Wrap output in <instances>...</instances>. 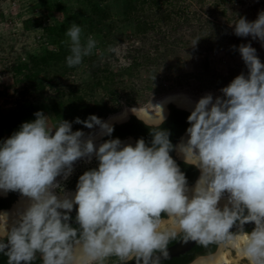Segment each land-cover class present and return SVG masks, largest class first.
<instances>
[{
	"label": "clouds",
	"instance_id": "obj_1",
	"mask_svg": "<svg viewBox=\"0 0 264 264\" xmlns=\"http://www.w3.org/2000/svg\"><path fill=\"white\" fill-rule=\"evenodd\" d=\"M81 34L75 23L66 31L68 67L96 47L91 36L82 42ZM234 34L264 46V11L253 21L240 17ZM236 50L247 76H236L220 89L222 96L208 93L195 103L186 142L173 145L160 129V105L161 124L148 125L150 146L142 138L135 146L116 138L97 148L72 123L107 136L113 126L90 115L52 129L42 111L0 142V192L29 201L11 221L0 212V253L7 264H32L38 256L42 264H104L113 256L119 264H160L180 234L184 243L235 248L248 264H264V63L250 43ZM130 111L137 116V107ZM172 151L200 171L194 187ZM93 156L98 166L79 177L75 194L57 193V177L67 179L76 161ZM74 207L78 228L69 223ZM165 220L169 227H162ZM249 223L254 228L246 232Z\"/></svg>",
	"mask_w": 264,
	"mask_h": 264
},
{
	"label": "rangeland",
	"instance_id": "obj_2",
	"mask_svg": "<svg viewBox=\"0 0 264 264\" xmlns=\"http://www.w3.org/2000/svg\"><path fill=\"white\" fill-rule=\"evenodd\" d=\"M94 1L101 9H110V15L96 17L92 7L93 3L89 0H0V121L11 117L21 126L24 122L35 120L34 115L27 118L22 116L20 104L23 102L22 90L24 88L18 84V78L12 66L18 58L25 61L30 53L40 55L45 50L57 48V41L68 44L69 38L66 36V31L73 23L82 29V42H86L89 36L97 42L91 55H97L105 66L108 63V67L115 73L116 80L124 82L126 86V89L119 90L120 96L123 97L120 110L102 119L105 122L127 108L154 110L160 101L176 94L199 100L211 93L215 99L217 96H222L220 89L226 87L236 76L241 73L245 76L248 74L240 54L228 55V50L219 48L208 53L199 49L198 44L194 45V43L190 47H181L178 50L169 48V55H161L157 63H151L142 58L133 70L123 72L125 67L132 62L131 57L142 55V52L132 50V47L145 45L148 48L157 44L162 47L164 46L162 42L166 40L161 35H157V39L152 40L153 33L140 36L133 22L122 11L121 0ZM193 7L198 8L197 5ZM233 7L248 21H253L259 12L264 11V0H235ZM222 22L227 23V20H222ZM235 23V21L231 22L230 26L234 27ZM89 26L94 28L89 29ZM187 28L184 25L179 30H169L168 33L171 36H178L187 32ZM246 38L251 41L250 44L253 47L254 40L251 37ZM255 41L260 44L256 53L264 63V46L259 40ZM152 50L153 55H157L153 48ZM90 62L87 60L72 72L76 79L87 85L88 89L83 90L86 96L84 103L94 105L95 101L102 102L104 98L110 102L108 90L103 84L97 82L98 77L92 74V70L86 69ZM57 64L60 65L63 62ZM208 67L212 69V73L206 76L205 71ZM231 71L234 74L230 75ZM132 87L135 89H131ZM30 97L29 95L27 99H31ZM32 98L36 100L34 111L35 109L42 111L45 116L49 117V128L57 127L59 120L49 101L48 94L44 92ZM129 98L134 102L128 103ZM80 131L85 133L84 137H88L100 130L96 127ZM10 136L8 128L0 130V142ZM97 166L98 161L94 156L90 161L83 158L74 163L73 171L67 179H64L63 175L57 178L60 184L56 190L57 193L75 192L79 177L85 171ZM104 264H119V262L113 256L105 260ZM221 264L229 263L223 261Z\"/></svg>",
	"mask_w": 264,
	"mask_h": 264
},
{
	"label": "trees",
	"instance_id": "obj_3",
	"mask_svg": "<svg viewBox=\"0 0 264 264\" xmlns=\"http://www.w3.org/2000/svg\"><path fill=\"white\" fill-rule=\"evenodd\" d=\"M89 2L93 3L92 7L95 10L96 17H108L110 15V9H101L97 3H94V0H89ZM234 3L235 0H121L122 11L133 22L140 36H142L141 34L153 33L154 38L152 40L157 39V35L164 36L163 38L166 40L162 42L164 45L162 47L159 44L148 48L145 45L143 47H132V50L135 49L139 53L142 52V55L131 57L133 58L132 62L128 67H125L123 72L133 70V67L139 64L142 58L148 62L157 63L161 55H169V48L176 50L181 47L187 48L196 41L198 48L208 53L214 52L215 49L219 48L228 50V55L240 54L236 50L239 45L249 44L251 41L247 40L248 38L246 37H237L234 34V27L230 26L231 22H237L240 17H244L233 7ZM194 5H197L198 8H194ZM222 20H227V23L222 22ZM184 25L188 27L187 32L178 36L169 35V30L177 31ZM93 28L89 26V29ZM56 43L57 48L45 50L40 55L30 53L25 61L18 58L17 62L12 66V70L18 78V84L24 88L22 90L23 102L20 104L22 116L27 118L37 112L36 109L34 111L36 100H33L32 97L44 92L48 94L49 101L59 123L61 120L73 122L77 117L85 120L90 115H95L102 120L106 116L118 112L122 105L121 99L123 98L122 95L120 96L119 90L126 89V86H124V82L116 80L115 73L108 67V63L105 66L97 55H90L84 57L80 65L68 67L66 58L70 55L69 46L68 44L60 43V41ZM233 46L236 47L234 48ZM258 46L260 44L254 40L253 48L257 49ZM152 48L157 55H153ZM130 54L132 53L130 52ZM87 60L91 62L86 69L92 70V74L98 77L97 82L103 84L104 88L108 90L110 102L104 98L101 100L102 102L95 101L94 105L84 103L86 96L83 90H86L87 85H85V82H80L76 79L74 77L75 74L72 72L76 68L81 67ZM59 62H63V64H57ZM211 71L212 69L210 70V67H208L205 71L206 74H204L206 76L210 75ZM232 74H234L233 71L230 72V75ZM161 82H163V79H161ZM131 89L135 88L132 87ZM28 94L31 99H27ZM127 102L133 103L134 100L129 98ZM190 114L191 112L171 104L169 116L161 125L159 124L161 130H167L170 133L169 139L173 145H176L180 136L190 127L187 121ZM146 124L142 119L137 118L136 115H132L128 121L114 124V131L111 136H107V139H124L128 136H133L137 140L144 139L145 143L150 146L152 136L150 135L151 128L149 126L156 128L159 125ZM4 128H8L12 135L19 130L20 124L9 117L0 121V130ZM85 128L82 124L72 123L73 131ZM170 155L176 160L188 183H193L198 174L197 168L186 165L184 161L177 159L174 151ZM18 194V192H10L7 197L0 196V210L9 208ZM70 216L75 218V209L70 213ZM70 225L73 228L79 227L75 223H70ZM181 238L182 234L178 235L168 246ZM216 248V245H210L205 249L196 244L185 254L162 261L160 264H187L197 255L211 253ZM7 259L6 256L0 253V264H7ZM32 264H42L39 256Z\"/></svg>",
	"mask_w": 264,
	"mask_h": 264
},
{
	"label": "water",
	"instance_id": "obj_4",
	"mask_svg": "<svg viewBox=\"0 0 264 264\" xmlns=\"http://www.w3.org/2000/svg\"><path fill=\"white\" fill-rule=\"evenodd\" d=\"M197 101L198 100L192 99L190 97H187V96H184L181 94H176L174 96H171L169 98H166V99L160 101L158 105H160L162 108V114H163L164 120H165L169 115V112H170L169 106L171 105V103L176 104V106L178 108L188 110L191 112L194 109L195 103ZM130 109L131 108H127L126 110H124L123 112L119 113L118 115L114 116L113 118L109 119L106 122L109 125L113 126L116 123H122V122L127 121L132 115H134L130 111ZM136 114L139 118L143 119L149 125L161 124L162 116H161V109L159 106H157L154 110H151L147 113H143L138 108V111ZM88 138H91L93 140V142L97 148L99 147V145L101 143L109 140V139H107V135H101L100 131L94 135L84 137V139H88ZM187 138L188 137L186 135V132H184L180 141L178 142V144L182 140L186 142ZM120 140L122 141V144H132L133 146H135V143L137 141L133 136H129L125 139H120ZM82 159H79L76 162H79ZM188 186H189V188L194 187L193 184L188 185ZM6 194L7 193L0 192V196L6 195ZM67 194L69 197H71L75 194V192H68ZM27 201H28V198L22 196L21 199H19V201L14 202L10 208L1 209L0 212H7L9 214V218L11 221V219L13 218V213L16 210H18L22 205H24ZM225 202H226V200H221V202H220L221 208L223 207ZM69 222L76 223L75 220H72V219ZM169 226H170V222L165 220V224L162 225V227H169ZM249 226H254V224H251V223L246 224L244 226V229L249 227ZM231 231H236V228L234 227L233 229H231ZM181 239L178 240L177 242H175L174 244L168 246V252H169V258L168 259H171L173 257H177V256L189 251L196 244L195 242H192V241H189L188 243H184ZM168 259L161 258V262L168 260ZM208 261H211L212 264H221L223 261H228L229 264H248L247 260L241 256L240 252L237 249L230 248V247H225V248L217 247L212 254H210L206 257H198L191 264H208ZM129 264H134V261L129 262Z\"/></svg>",
	"mask_w": 264,
	"mask_h": 264
},
{
	"label": "flooded vegetation",
	"instance_id": "obj_5",
	"mask_svg": "<svg viewBox=\"0 0 264 264\" xmlns=\"http://www.w3.org/2000/svg\"><path fill=\"white\" fill-rule=\"evenodd\" d=\"M171 104H174V103H171ZM175 106H176V104H174ZM169 110H170V106H169ZM188 111V110H187ZM190 112V111H189ZM169 114H170V112H169ZM169 116V115H168ZM131 118V117H130ZM129 118V119H130ZM128 119V120H129ZM141 119V118H140ZM127 120V121H128ZM143 120V119H142ZM144 121V120H143ZM126 122V121H125ZM145 122V121H144ZM122 123H124V122H122ZM183 135V134H182ZM182 135L180 136V138H179V140L177 141V143H176V145L178 144V142L180 141V139H181V137H182ZM129 137V136H128ZM135 138V137H134ZM125 139V138H124ZM136 139V138H135ZM137 140V139H136ZM174 154H175V156L177 157V159H179V160H182L183 161V159H182V157L181 156H179L178 154H177V152L176 151H174ZM198 170V169H197ZM199 176H200V171L198 170V174H197V176H196V178H195V180H194V182L193 183H188V185H191V184H193V185H195V183H196V181L198 180V178H199ZM9 194H10V192H8L6 195H2V197H7V196H9ZM21 197H22V195L19 193L18 194V196L16 197V199L13 201V203L14 202H16V201H19V199H21ZM13 203L11 204V206L13 205ZM10 206V207H11ZM9 207V208H10ZM74 209H75V207H74ZM74 211V210H73ZM71 219L72 220H75V218H72L71 217ZM71 223V222H70ZM76 224V223H75ZM254 228V226H249V227H247V228H245L244 230L245 231H247V232H251L252 231V229ZM180 240V239H179ZM196 245V244H195ZM194 247V246H193ZM192 247V248H193ZM218 247V246H217ZM191 248V249H192ZM188 252V251H187ZM214 252V251H213ZM213 252H211V253H208V254H200V255H197L191 262H189V263H187V264H191V263H193V261L196 259V258H198V257H206V256H208V255H210V254H212ZM186 253V252H185ZM185 253H183V254H185ZM180 256V255H179Z\"/></svg>",
	"mask_w": 264,
	"mask_h": 264
},
{
	"label": "bare ground",
	"instance_id": "obj_6",
	"mask_svg": "<svg viewBox=\"0 0 264 264\" xmlns=\"http://www.w3.org/2000/svg\"><path fill=\"white\" fill-rule=\"evenodd\" d=\"M140 110H141L143 113H147V112H149V110L146 109V108H140ZM28 203H29V201H27V202H26L24 205H22L18 210H16V211L13 213V218L16 217V215H17L18 212H22V211L27 207ZM226 262H228V261H226Z\"/></svg>",
	"mask_w": 264,
	"mask_h": 264
}]
</instances>
